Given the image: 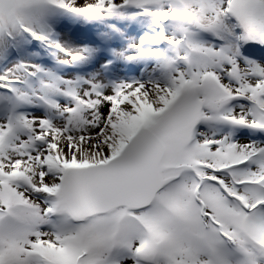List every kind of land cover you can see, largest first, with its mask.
I'll return each instance as SVG.
<instances>
[{
  "label": "snow or ice",
  "instance_id": "snow-or-ice-1",
  "mask_svg": "<svg viewBox=\"0 0 264 264\" xmlns=\"http://www.w3.org/2000/svg\"><path fill=\"white\" fill-rule=\"evenodd\" d=\"M0 264H264V0H0Z\"/></svg>",
  "mask_w": 264,
  "mask_h": 264
}]
</instances>
